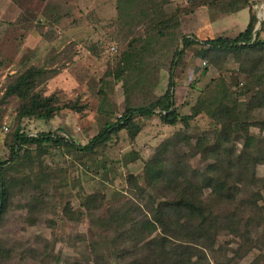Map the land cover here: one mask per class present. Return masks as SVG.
Masks as SVG:
<instances>
[{"label":"rangeland","instance_id":"obj_1","mask_svg":"<svg viewBox=\"0 0 264 264\" xmlns=\"http://www.w3.org/2000/svg\"><path fill=\"white\" fill-rule=\"evenodd\" d=\"M252 4V0H0V163L10 159L18 129L29 136L44 131L86 145L127 108L156 103L168 88L170 67L184 36L200 41L224 32L237 36L245 24L220 20L247 8L255 15ZM261 29L264 39V22ZM201 50L198 44L188 49L175 71L177 111L191 116L192 108L197 110L187 125L163 123L158 110L152 117H137L141 131L135 140L121 132L93 156L82 158L53 145H29L24 147L28 158L23 151L17 164L4 166L13 185L0 221L2 264H93L91 248L101 242V232L92 228L87 213H80L86 197L100 194L111 201L122 193V203L133 200L128 176L143 184L145 163L164 141L184 131L193 146L198 136L220 129L211 114L229 96L237 99L249 84L264 87V51L211 54L203 60ZM32 66L45 68L37 92L55 94L63 103L78 101L84 111L63 110L48 122L27 120L21 125V100L5 97V91ZM247 117L251 135L264 137L260 128L264 109ZM180 148L191 152L187 143ZM191 165L203 170L206 163L195 154ZM257 176L264 179V166L257 167ZM132 193L134 198L140 195ZM153 197L149 191L144 200ZM259 217L252 243L222 235L209 255L210 263L264 264V210Z\"/></svg>","mask_w":264,"mask_h":264},{"label":"trees","instance_id":"obj_2","mask_svg":"<svg viewBox=\"0 0 264 264\" xmlns=\"http://www.w3.org/2000/svg\"><path fill=\"white\" fill-rule=\"evenodd\" d=\"M256 22V15L251 13L246 30L234 38L219 36L200 41L184 36L182 49L170 67L165 94L149 107L127 108L116 123L106 124L86 145L44 131L29 136L22 129L16 130L10 159L0 163V221L7 213L13 185L4 166L17 164L23 151V157L28 158L24 147L53 145L87 158L98 154L101 147L121 132H127L135 140L141 131L137 117H152L158 110L163 123L172 127L181 122L187 125L197 110L194 107L191 116H181L175 100V71L186 51L200 45L203 60L211 54L263 52V29L255 32ZM43 69L30 67L5 91V97L21 100L18 111L21 125L27 120L50 121L63 110L80 114L86 108L78 101L63 103L55 94L45 96L37 92L36 83L45 73ZM238 96L237 99L229 96L211 114L220 129L198 136L193 146L184 131L176 133L146 161L143 184L135 176H128L133 200L122 203V193L113 195L111 201L100 194L86 197L82 203L84 211L80 213L82 216L87 213L92 228L101 232V242L96 243L97 248H91L93 264H211L209 255L222 235L232 234L246 243L253 242L252 228L262 220L259 216L264 210V204L261 205L264 179L257 176V167L264 166V137L251 135L252 124L247 115L255 109H264V87L249 84ZM240 97L247 100L240 101ZM261 124L264 130V123ZM182 143L191 146V152L180 151ZM195 154L206 163L203 170L191 165ZM134 190L140 194L138 198L133 197ZM149 191L154 197L145 202L144 195ZM95 242L92 240L91 244Z\"/></svg>","mask_w":264,"mask_h":264},{"label":"crops","instance_id":"obj_3","mask_svg":"<svg viewBox=\"0 0 264 264\" xmlns=\"http://www.w3.org/2000/svg\"><path fill=\"white\" fill-rule=\"evenodd\" d=\"M250 18H251V11H250L249 8H247V9H244V10H242V11L236 13V14H233L231 16H227L226 18H222L220 21L230 20V21H233V22H230V24L233 23V24H236V25H238V23H240V21H241L243 24L246 25V28H247L248 25H249V22H250ZM246 28L243 31H245ZM243 31H240V33L243 32ZM240 33H238V34H240ZM223 36L230 37V36H228V34L226 32L223 33ZM234 37H236V36H234ZM234 37H231V38H234ZM40 121H44V120H36V122H40ZM45 122H48V121H45ZM31 134L35 135V133H31Z\"/></svg>","mask_w":264,"mask_h":264},{"label":"built area","instance_id":"obj_4","mask_svg":"<svg viewBox=\"0 0 264 264\" xmlns=\"http://www.w3.org/2000/svg\"><path fill=\"white\" fill-rule=\"evenodd\" d=\"M252 2H253L252 7H253V10L255 12L257 21H258V23L262 24L264 22V0H252ZM255 32H257V31H255ZM115 49H116L115 47L111 48L112 51H115Z\"/></svg>","mask_w":264,"mask_h":264},{"label":"water","instance_id":"obj_5","mask_svg":"<svg viewBox=\"0 0 264 264\" xmlns=\"http://www.w3.org/2000/svg\"><path fill=\"white\" fill-rule=\"evenodd\" d=\"M261 26H262V24L261 23H258L257 24V28L255 29V31H258L259 29H261ZM34 135V134H33ZM36 136V135H35Z\"/></svg>","mask_w":264,"mask_h":264}]
</instances>
